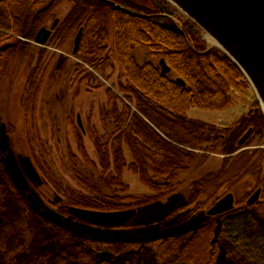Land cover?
Segmentation results:
<instances>
[{
    "label": "trees",
    "instance_id": "obj_1",
    "mask_svg": "<svg viewBox=\"0 0 264 264\" xmlns=\"http://www.w3.org/2000/svg\"><path fill=\"white\" fill-rule=\"evenodd\" d=\"M59 1L0 0V17L7 24L0 27V71L32 50L20 38H34ZM111 1L124 9L100 0H74L75 6L61 28L70 32L83 28L76 56L95 70L104 72L109 39L106 20L110 17V48L120 76L127 81V85L120 89V93L127 96V104L122 112L119 111L116 101L120 98L107 89L106 95L112 101L109 115L115 117L118 133L110 142H104L103 137L94 131H91V137L102 173L107 175L113 169L115 176L112 180L116 187L110 189V195L99 192L98 197H88L63 186L58 180L54 183L53 176L43 171L45 179L62 197V202L100 212L137 209L165 198L173 190L178 174L186 171L196 158V154L176 143L194 150L215 152L233 135L239 138L252 130L253 139L264 133V117L257 102L258 110L252 109L231 127H219L187 116V112L196 107L204 110L231 108L236 102V92L251 88L221 50L207 47L201 37L203 32L194 23L164 0ZM58 37L59 34L55 40ZM142 47L149 50L158 66L151 62L142 65L137 62L135 50ZM162 59L177 78L185 82V87L162 74ZM81 77L82 73L77 69L71 72L72 84L79 85L92 76ZM36 92L32 80L24 108L26 121L30 117V105L35 104ZM78 144L83 158L89 160L79 136ZM125 149L132 157L131 162L127 161ZM250 156L242 154L228 171L241 164H244L243 168L252 167L255 156ZM126 170L136 174L140 182L156 195H123L129 191V186L123 183ZM153 176L161 178L162 183L156 182ZM81 181L85 182V179ZM196 186L198 197L203 184ZM62 208L64 215L71 216L67 206ZM147 245L156 252L161 264L173 256H178L186 264H217L224 254V264H264V203L259 200L214 217L198 228L183 247L177 238L154 239ZM140 246L118 240L77 242L69 229L34 211L11 181L0 182V264H114L105 259L98 263L99 256L136 251Z\"/></svg>",
    "mask_w": 264,
    "mask_h": 264
},
{
    "label": "rangeland",
    "instance_id": "obj_2",
    "mask_svg": "<svg viewBox=\"0 0 264 264\" xmlns=\"http://www.w3.org/2000/svg\"><path fill=\"white\" fill-rule=\"evenodd\" d=\"M74 6V0L59 1L43 26L51 29L55 21L59 20V26L48 44L44 47L34 45L36 36L32 39L20 38L32 50L20 55L0 71V125L6 124L10 137L7 155L1 153L0 144V182L11 181L34 211L69 229L77 242L102 239L141 245L136 251L104 253L99 256L98 263L105 259L114 264H161L156 252L147 243L159 238H177L180 247H183L198 228L214 219L207 212L227 194L234 195L235 206L240 209L247 206L249 198L261 189L260 202L264 203V133L251 139L252 133L242 146H239V142L246 134L235 138L232 133L233 136L227 138L215 152L194 150L185 144L176 143L182 149L196 154L195 162L178 174L173 190L165 198L135 209L138 215L127 227L98 228L63 214L62 207L71 206L67 201L62 202V197L55 192L53 184L45 179L43 171L53 176L54 183L58 180L78 194L94 198L99 196V192L110 195V189L116 187L112 180L115 173L113 169L107 175L102 173L91 131L103 137L104 142L113 141L117 136L116 119L109 115L112 101L106 95L107 89L120 98L116 101L119 111L122 112L127 104V96L120 93L121 86H126L127 81L120 76L110 48V17L106 20L109 39L104 60L107 61V67L101 72L73 55L80 27L71 32L61 28ZM2 25L7 24L0 17V27ZM57 34L59 37L55 40ZM201 37L207 47L212 46L204 34ZM135 56L140 65L151 62L158 66L147 48H137ZM40 58L42 60L39 62ZM75 69L82 73L81 78L92 77L79 85H73L70 75ZM168 77L177 79L173 71ZM32 80L37 87V95L34 106L30 105V117L26 121L24 108ZM98 85L103 87L96 88ZM236 93V102L231 108L204 110L196 107L190 109L187 116L219 127H231L257 107L252 88ZM78 117L83 131L78 125ZM78 136L82 139L89 160L83 158ZM125 151L127 161L131 162L129 151ZM242 154L255 156L252 167L243 168L244 164H241L228 171ZM153 178L158 183L163 181L159 177ZM123 183L129 186V191L122 193L125 196L156 195L130 170L125 171ZM198 183L203 184V191L196 197ZM192 201L195 202L191 204ZM182 213L185 214L174 226L164 228V224ZM225 257L224 254L217 264H224ZM164 264L186 263L179 260L178 256H173Z\"/></svg>",
    "mask_w": 264,
    "mask_h": 264
},
{
    "label": "water",
    "instance_id": "obj_3",
    "mask_svg": "<svg viewBox=\"0 0 264 264\" xmlns=\"http://www.w3.org/2000/svg\"><path fill=\"white\" fill-rule=\"evenodd\" d=\"M117 9L123 6L111 1L100 0ZM180 12L186 19L194 23L212 42V46L221 50L243 74L256 95L259 110L264 117V0H164ZM59 24L56 20L51 29L41 28L33 44L44 47L48 44L53 31ZM83 37V28L75 39L73 55H77ZM162 74L169 75L172 70L166 61H160ZM176 82L185 87V82L177 78ZM257 109V110H258ZM78 125L83 130L80 117ZM252 130L240 140L242 146L249 138ZM1 153L7 155L10 148V137L6 124L0 125ZM262 190L258 189L247 201L253 205L260 200ZM32 201L31 196H28ZM235 210V197L232 193L221 198L208 212L210 217H217ZM68 213L76 220L99 228H124L136 218L135 209L100 212L67 207ZM184 213L164 224V228L174 226Z\"/></svg>",
    "mask_w": 264,
    "mask_h": 264
},
{
    "label": "flooded vegetation",
    "instance_id": "obj_4",
    "mask_svg": "<svg viewBox=\"0 0 264 264\" xmlns=\"http://www.w3.org/2000/svg\"><path fill=\"white\" fill-rule=\"evenodd\" d=\"M114 2V1H113ZM116 3V2H115ZM257 110V109H256Z\"/></svg>",
    "mask_w": 264,
    "mask_h": 264
}]
</instances>
